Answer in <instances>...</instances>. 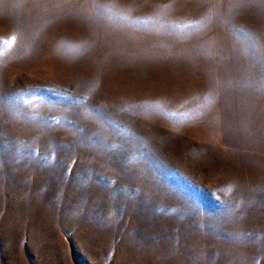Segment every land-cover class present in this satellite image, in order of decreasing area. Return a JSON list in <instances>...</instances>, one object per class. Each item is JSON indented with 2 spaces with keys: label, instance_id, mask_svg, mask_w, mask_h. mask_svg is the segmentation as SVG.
Returning <instances> with one entry per match:
<instances>
[{
  "label": "rangeland",
  "instance_id": "obj_1",
  "mask_svg": "<svg viewBox=\"0 0 264 264\" xmlns=\"http://www.w3.org/2000/svg\"><path fill=\"white\" fill-rule=\"evenodd\" d=\"M0 264H264V0H0Z\"/></svg>",
  "mask_w": 264,
  "mask_h": 264
}]
</instances>
